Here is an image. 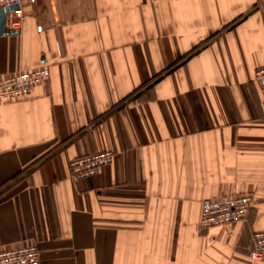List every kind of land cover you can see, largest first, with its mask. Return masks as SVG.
I'll list each match as a JSON object with an SVG mask.
<instances>
[{
  "label": "crops",
  "instance_id": "1",
  "mask_svg": "<svg viewBox=\"0 0 264 264\" xmlns=\"http://www.w3.org/2000/svg\"><path fill=\"white\" fill-rule=\"evenodd\" d=\"M0 35V250L41 264H264V0H40ZM10 16V13H8ZM160 76L155 77L158 73ZM114 160L73 182L68 163ZM253 198L246 224L199 227L201 201Z\"/></svg>",
  "mask_w": 264,
  "mask_h": 264
},
{
  "label": "built area",
  "instance_id": "2",
  "mask_svg": "<svg viewBox=\"0 0 264 264\" xmlns=\"http://www.w3.org/2000/svg\"><path fill=\"white\" fill-rule=\"evenodd\" d=\"M40 0H0V9L17 6L7 17L5 30L9 33L20 31L25 18L24 4L34 5ZM50 71L43 67L20 72L0 79V101H14L28 98L37 83L49 79ZM259 91L264 98V66L254 75ZM116 157V152L104 149L98 152L77 156L68 163L69 177L73 182L86 180L102 171ZM253 198L249 194H238L218 199L206 198L201 201L199 227L209 230L223 227L231 230L235 223L246 224L249 219ZM252 260H264V231L254 232L252 246L247 252ZM0 264H41L36 245H26L16 249L0 250Z\"/></svg>",
  "mask_w": 264,
  "mask_h": 264
},
{
  "label": "water",
  "instance_id": "3",
  "mask_svg": "<svg viewBox=\"0 0 264 264\" xmlns=\"http://www.w3.org/2000/svg\"><path fill=\"white\" fill-rule=\"evenodd\" d=\"M15 9H17V6L0 9V35L6 32L5 25H6L8 13L12 12Z\"/></svg>",
  "mask_w": 264,
  "mask_h": 264
},
{
  "label": "trees",
  "instance_id": "4",
  "mask_svg": "<svg viewBox=\"0 0 264 264\" xmlns=\"http://www.w3.org/2000/svg\"><path fill=\"white\" fill-rule=\"evenodd\" d=\"M160 74H161V72L160 73H158L155 77H157L158 78V76H160Z\"/></svg>",
  "mask_w": 264,
  "mask_h": 264
}]
</instances>
